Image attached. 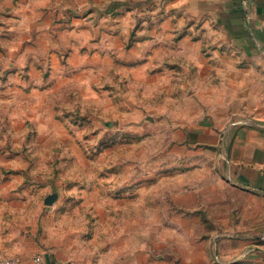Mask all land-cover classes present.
<instances>
[{"label": "rangeland", "instance_id": "obj_1", "mask_svg": "<svg viewBox=\"0 0 264 264\" xmlns=\"http://www.w3.org/2000/svg\"><path fill=\"white\" fill-rule=\"evenodd\" d=\"M201 6L0 0L2 231L60 223L73 264L213 261L246 197L199 143L214 82L192 59L226 38Z\"/></svg>", "mask_w": 264, "mask_h": 264}, {"label": "crops", "instance_id": "obj_2", "mask_svg": "<svg viewBox=\"0 0 264 264\" xmlns=\"http://www.w3.org/2000/svg\"><path fill=\"white\" fill-rule=\"evenodd\" d=\"M198 1L220 24L218 30L209 26L211 32L226 36L208 45L207 57L192 59L214 82L197 127L207 140L199 143L218 147L226 183L246 197L233 208L231 221L215 223L233 228L212 236L217 246L208 264H264V0ZM36 222L14 237L0 225V259L18 255L21 264H73L62 225ZM34 256L41 260L34 262Z\"/></svg>", "mask_w": 264, "mask_h": 264}, {"label": "built area", "instance_id": "obj_3", "mask_svg": "<svg viewBox=\"0 0 264 264\" xmlns=\"http://www.w3.org/2000/svg\"><path fill=\"white\" fill-rule=\"evenodd\" d=\"M34 260L37 261V262H39L41 260V258L39 256H35L34 257ZM20 263H21L20 257L13 256L11 258H8V259L2 261L1 264H20Z\"/></svg>", "mask_w": 264, "mask_h": 264}, {"label": "water", "instance_id": "obj_4", "mask_svg": "<svg viewBox=\"0 0 264 264\" xmlns=\"http://www.w3.org/2000/svg\"><path fill=\"white\" fill-rule=\"evenodd\" d=\"M52 201V198H48V199H46V203H50Z\"/></svg>", "mask_w": 264, "mask_h": 264}]
</instances>
